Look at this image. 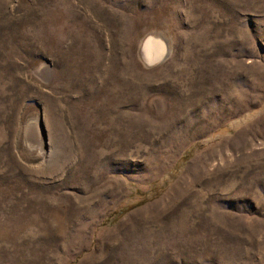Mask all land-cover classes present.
I'll use <instances>...</instances> for the list:
<instances>
[{"label": "rangeland", "instance_id": "rangeland-1", "mask_svg": "<svg viewBox=\"0 0 264 264\" xmlns=\"http://www.w3.org/2000/svg\"><path fill=\"white\" fill-rule=\"evenodd\" d=\"M0 264H264V0H0Z\"/></svg>", "mask_w": 264, "mask_h": 264}]
</instances>
